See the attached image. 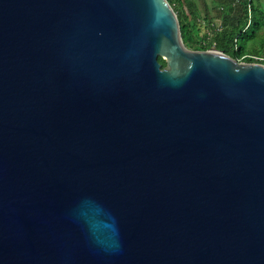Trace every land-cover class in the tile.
Returning <instances> with one entry per match:
<instances>
[{
    "label": "water",
    "instance_id": "1",
    "mask_svg": "<svg viewBox=\"0 0 264 264\" xmlns=\"http://www.w3.org/2000/svg\"><path fill=\"white\" fill-rule=\"evenodd\" d=\"M0 264H264V65L168 0H0Z\"/></svg>",
    "mask_w": 264,
    "mask_h": 264
},
{
    "label": "trees",
    "instance_id": "2",
    "mask_svg": "<svg viewBox=\"0 0 264 264\" xmlns=\"http://www.w3.org/2000/svg\"><path fill=\"white\" fill-rule=\"evenodd\" d=\"M168 2L178 16L188 49L216 50L245 63H260L254 58H264V0H219L217 11L211 15L194 0ZM212 24L222 30L212 29ZM159 61L165 68L166 62L161 58Z\"/></svg>",
    "mask_w": 264,
    "mask_h": 264
},
{
    "label": "crops",
    "instance_id": "3",
    "mask_svg": "<svg viewBox=\"0 0 264 264\" xmlns=\"http://www.w3.org/2000/svg\"><path fill=\"white\" fill-rule=\"evenodd\" d=\"M194 1L198 4L197 0H194ZM202 2H200L201 9H203L205 11L208 10V13L210 15L213 14L212 11L213 12L217 11L218 8H216L215 5L217 4V2H219V0H202Z\"/></svg>",
    "mask_w": 264,
    "mask_h": 264
},
{
    "label": "built area",
    "instance_id": "4",
    "mask_svg": "<svg viewBox=\"0 0 264 264\" xmlns=\"http://www.w3.org/2000/svg\"><path fill=\"white\" fill-rule=\"evenodd\" d=\"M237 2H238V0H236V3ZM211 28L216 30V31L222 30V28H220L219 26H216L215 24H212ZM254 59L256 60V62H260L259 64H261V62H264V58L255 57Z\"/></svg>",
    "mask_w": 264,
    "mask_h": 264
},
{
    "label": "rangeland",
    "instance_id": "5",
    "mask_svg": "<svg viewBox=\"0 0 264 264\" xmlns=\"http://www.w3.org/2000/svg\"><path fill=\"white\" fill-rule=\"evenodd\" d=\"M198 1V5L200 6V2H202V0H197ZM203 3V2H202ZM200 8H201V6H200Z\"/></svg>",
    "mask_w": 264,
    "mask_h": 264
}]
</instances>
